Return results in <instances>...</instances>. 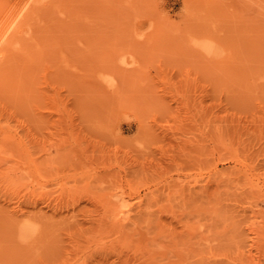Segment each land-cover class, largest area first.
<instances>
[{
    "label": "rangeland",
    "instance_id": "rangeland-1",
    "mask_svg": "<svg viewBox=\"0 0 264 264\" xmlns=\"http://www.w3.org/2000/svg\"><path fill=\"white\" fill-rule=\"evenodd\" d=\"M28 3L0 0V264H264V0Z\"/></svg>",
    "mask_w": 264,
    "mask_h": 264
},
{
    "label": "bare ground",
    "instance_id": "bare-ground-1",
    "mask_svg": "<svg viewBox=\"0 0 264 264\" xmlns=\"http://www.w3.org/2000/svg\"><path fill=\"white\" fill-rule=\"evenodd\" d=\"M29 2H30V4H29V3H28V4L31 6L33 12L36 11V10H38V7L44 5V4H43V0H29ZM24 3H25V2H24ZM41 4H42V5H41ZM22 6H23V5H22ZM21 8H22V7H21ZM26 8H27V6H26ZM28 8H30V7H28ZM28 8H27V9H28ZM19 10H20V9H19ZM25 11L27 12V10H25ZM29 12H31V11H29ZM19 13H20V12H19ZM38 13H39V12H38ZM38 13H36V14H38ZM16 14H17V13H16ZM16 14H15V15H16ZM24 14H25V13H24ZM31 14H32V13H31ZM31 14H30V15H31ZM25 15H26V14H25ZM27 15H28V14H27ZM37 17H38V16H37ZM23 19H24V18H23ZM25 19H26V18H25ZM19 21H20V20H19ZM19 21H18V23L15 24L14 27H13V26L11 27V28H13V32H14V33L17 32L18 30L21 31V29H19V28L21 27V25H19V23H20ZM7 22H8V21H7ZM23 22H25V21H23ZM25 23H26V22H25ZM27 23H28V22H27ZM27 23H26V24H27ZM23 24H24V23H23ZM9 25H10V24H9ZM9 25H8V26H9ZM13 25H14V24H13ZM4 26H5V25H4ZM19 26H20V27H19ZM2 29H3V28H2ZM9 31H10V30H9ZM6 33H7V32H6ZM10 33H11V32H10ZM10 33L8 32V34H6V35L4 34L5 36L3 37V40H1V41H4V42H5V43L3 42V44H7V43H8V44H11V43H9V42L12 40V38H13L12 36H13L14 34L11 33L12 35H9ZM18 34H19V33H18ZM2 35H3V34H2ZM14 36H15V35H14ZM15 40H16V39H15ZM15 40H14V41H15ZM12 41H13V40H12ZM14 41H13V42H14ZM13 42H12V43H13ZM0 43H1V42H0ZM16 43H17V42H16ZM11 45H12V44H11ZM15 46H16V44H15ZM15 46H14V47H15ZM1 47H2V46H1ZM3 48L5 49L4 46H3ZM6 48H7V46H6ZM1 49H2V48H1ZM4 49H2V50H4ZM2 53H3V52H2ZM0 58H1V57H0ZM1 60H2V59H1ZM22 224H23V223H22ZM19 227H20V233H22V232H24L25 230H26V231L29 230V228H30L31 226H30V223H25V224H23L22 226H19Z\"/></svg>",
    "mask_w": 264,
    "mask_h": 264
}]
</instances>
